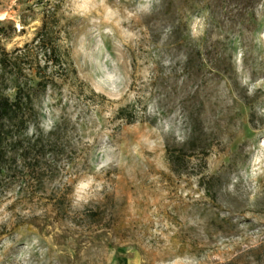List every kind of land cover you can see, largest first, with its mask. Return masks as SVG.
<instances>
[{
  "label": "rangeland",
  "instance_id": "obj_1",
  "mask_svg": "<svg viewBox=\"0 0 264 264\" xmlns=\"http://www.w3.org/2000/svg\"><path fill=\"white\" fill-rule=\"evenodd\" d=\"M16 55L0 264H264V0H0L11 100Z\"/></svg>",
  "mask_w": 264,
  "mask_h": 264
},
{
  "label": "trees",
  "instance_id": "obj_2",
  "mask_svg": "<svg viewBox=\"0 0 264 264\" xmlns=\"http://www.w3.org/2000/svg\"><path fill=\"white\" fill-rule=\"evenodd\" d=\"M43 31V28H42ZM45 34L40 32V35L37 39V48L43 49L44 55H47L46 64H50L51 68H55L56 66H60V59L57 55L56 47L50 41L45 43ZM20 51V50H19ZM17 52V50H16ZM19 56L16 55L10 60H2L3 66L5 69L11 67L9 71L15 77V89L16 93L14 99L11 100L8 97H0V145L7 142L9 137L16 136V134H22L26 131L28 125L32 120H36V110H35V100L37 91L46 88L47 85L54 84V75L50 72L47 77L41 76L39 71H36L35 76L38 78V81L34 86H29L27 84H21L19 81V73L22 72L21 68L17 66L16 60ZM8 64V65H7ZM15 66V67H14ZM39 70V69H38ZM18 144L16 141L15 144ZM20 144V143H19ZM38 143H33L32 145L28 144V146H19L18 155H14L12 162H16V159L19 158L20 161L24 164L27 161L38 164L37 160L38 156L27 157L34 149H37ZM39 148H44L43 145H39ZM0 159L5 160L6 158L2 155ZM0 170H7L4 164L0 165Z\"/></svg>",
  "mask_w": 264,
  "mask_h": 264
},
{
  "label": "clouds",
  "instance_id": "obj_3",
  "mask_svg": "<svg viewBox=\"0 0 264 264\" xmlns=\"http://www.w3.org/2000/svg\"><path fill=\"white\" fill-rule=\"evenodd\" d=\"M88 185L86 184V185H83V187H87ZM174 264H181V262L180 261H176V262H174Z\"/></svg>",
  "mask_w": 264,
  "mask_h": 264
}]
</instances>
